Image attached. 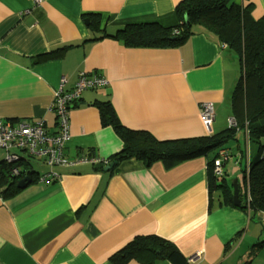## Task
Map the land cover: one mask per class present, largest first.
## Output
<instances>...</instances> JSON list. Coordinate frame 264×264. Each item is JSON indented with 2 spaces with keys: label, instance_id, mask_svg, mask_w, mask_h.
Wrapping results in <instances>:
<instances>
[{
  "label": "crops",
  "instance_id": "0c3cea01",
  "mask_svg": "<svg viewBox=\"0 0 264 264\" xmlns=\"http://www.w3.org/2000/svg\"><path fill=\"white\" fill-rule=\"evenodd\" d=\"M180 1L0 0V120H43L55 133L54 93L63 77L69 90L84 71L108 84L84 90L70 108L68 158L107 159L121 150L122 138L101 122V101L110 102L123 125L158 139L223 131L240 71L225 42L199 24L169 47L133 45L117 34L131 24L179 25ZM236 1L264 15V0ZM204 101L214 108L209 131L199 116ZM235 135V154L249 149L246 133ZM20 154L21 167L37 175L49 170ZM4 156L0 148V162ZM210 157L170 167L136 159L109 170L103 162L54 165L58 178L28 183L12 197L0 194V264H114L112 254L152 234L173 242L186 259L194 256L188 264H264V213L227 204L210 190Z\"/></svg>",
  "mask_w": 264,
  "mask_h": 264
},
{
  "label": "trees",
  "instance_id": "16d2710c",
  "mask_svg": "<svg viewBox=\"0 0 264 264\" xmlns=\"http://www.w3.org/2000/svg\"><path fill=\"white\" fill-rule=\"evenodd\" d=\"M176 12L181 21L177 26L165 28L154 24H131L120 29L117 34L129 44L169 47L184 41L192 32V26L199 24L225 42L236 55L240 70L229 102L236 125L228 124L227 128L216 134L158 139L147 130L123 125L110 102L101 101L96 104L101 122L113 127L122 138L123 145L100 167L115 161L112 169H116L121 161L127 159H136L147 165L162 161L166 167H170L210 155L209 188L211 191L218 190L224 202L233 205L232 183L227 180L228 170L224 168L221 176L215 175L214 159L221 148L229 147L225 145L230 141L238 142L236 132L244 131L248 136L249 154L246 164V152L240 147L242 164L239 167L242 177L240 182L237 181L241 199L239 208L264 213V15L255 17L253 4L244 5L236 0H181ZM226 149L229 157H232L239 147ZM26 166L24 164L26 174L13 175L12 165L5 160L0 162V194L3 198L12 197L22 190L17 182L24 176L30 177V183L37 181L38 173ZM133 258L147 264L157 258L166 259L171 264H188L173 242L155 234L136 236L110 256L114 264H125Z\"/></svg>",
  "mask_w": 264,
  "mask_h": 264
},
{
  "label": "built area",
  "instance_id": "2783aa9c",
  "mask_svg": "<svg viewBox=\"0 0 264 264\" xmlns=\"http://www.w3.org/2000/svg\"><path fill=\"white\" fill-rule=\"evenodd\" d=\"M34 3L40 4L41 0H33ZM66 79L63 77L58 89L54 93L51 109L54 111L57 119V131L48 133L45 130L44 121L37 120L29 123L18 121L13 124L9 121L0 120V148L5 152L4 160L12 165L11 174H26L27 170L21 167L19 160L22 159L20 152H25L29 157L41 160L49 170L38 175L37 182H43L47 179L58 178V174L52 169L54 165L69 166L81 162L90 161L93 163H107L106 159L95 157H75L68 158L63 152L64 144L69 138V110L81 97L84 90L97 89L108 84V80L98 73L84 72L78 73L74 86L66 90L64 84ZM200 121L209 131L214 119L213 103L204 101L200 103ZM229 126H235L234 117L228 118ZM246 164H248L249 149H245ZM228 150L221 148L218 156L214 159L213 172L217 176L223 174L225 162L231 160L234 166H241L242 153L238 152L229 157ZM247 166V165H246ZM194 256L187 259V263L193 260Z\"/></svg>",
  "mask_w": 264,
  "mask_h": 264
},
{
  "label": "water",
  "instance_id": "95a60500",
  "mask_svg": "<svg viewBox=\"0 0 264 264\" xmlns=\"http://www.w3.org/2000/svg\"><path fill=\"white\" fill-rule=\"evenodd\" d=\"M87 21V19H86ZM264 122V119L262 120ZM115 161H112V162H109L106 166H105V170H109L110 168L113 167V165H115ZM30 177L29 176H24L22 178L19 179V181L17 182V186L19 188H23L25 187L28 183H30ZM232 201H233V204L235 206H240L241 204V199L239 197V188H238V182H237V179H233L232 181Z\"/></svg>",
  "mask_w": 264,
  "mask_h": 264
},
{
  "label": "rangeland",
  "instance_id": "374dc122",
  "mask_svg": "<svg viewBox=\"0 0 264 264\" xmlns=\"http://www.w3.org/2000/svg\"><path fill=\"white\" fill-rule=\"evenodd\" d=\"M262 139L264 140V137ZM227 146H229L230 148L232 147L233 149H235L233 141H230ZM226 169H228L227 180L229 182L232 183L233 179H235V178L238 179V180H241V177H242L241 168L239 166H234L231 160L227 161Z\"/></svg>",
  "mask_w": 264,
  "mask_h": 264
}]
</instances>
